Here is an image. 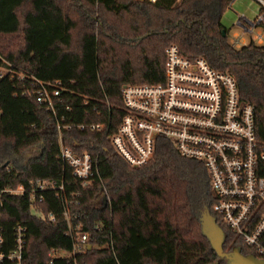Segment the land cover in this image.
Segmentation results:
<instances>
[{"label":"trees","instance_id":"trees-1","mask_svg":"<svg viewBox=\"0 0 264 264\" xmlns=\"http://www.w3.org/2000/svg\"><path fill=\"white\" fill-rule=\"evenodd\" d=\"M232 1L0 0V57L26 76L0 79L1 249L13 247L19 223L26 227L23 264H72L71 257L49 254L72 246L66 207L72 223L87 232L88 246L76 254L81 264H227L208 224L220 229L222 250L239 246L252 254L213 209L216 196L204 164L164 137L147 162L133 166L104 131L61 128L62 142L73 151L98 150L101 179L81 185L58 156L56 118L37 102L33 83L60 81L61 102H54L62 124L105 123L111 132L122 115L120 88L162 82L165 48L175 44L184 56L202 57L234 76L264 140V45L229 42L221 18ZM40 178L62 184V196L48 188L32 202L29 184ZM18 184L22 194L2 191ZM103 186L110 205L102 201ZM51 211L53 221L46 217ZM98 220L104 226L94 230Z\"/></svg>","mask_w":264,"mask_h":264},{"label":"built area","instance_id":"built-area-1","mask_svg":"<svg viewBox=\"0 0 264 264\" xmlns=\"http://www.w3.org/2000/svg\"><path fill=\"white\" fill-rule=\"evenodd\" d=\"M155 1V0H150ZM260 10L244 29L253 34L256 44L264 45V0H255ZM253 41V40H252ZM229 42L239 47L240 38ZM0 79L7 76L10 81L26 76L15 72L13 66L0 57ZM163 81L151 84H125L120 88L121 118L113 131L109 124L80 123L62 124L55 114V102H61L62 86L33 78L37 85L34 92L39 103H45L56 118L59 139L58 156L71 167V172L85 186L100 178L98 150L75 152L62 142L60 129L76 126L80 129L104 131L113 149L130 165L139 166L154 154L159 137L168 139L183 156L196 159L206 167L209 184L216 200L213 209L230 227L241 245L251 249L252 255L264 260V140L255 131L254 107L241 99L234 76L227 70L216 69L202 57L189 58L180 53L175 44L165 48ZM66 110L70 107L66 105ZM62 121L64 117L60 118ZM58 189L62 196L63 185L48 179L30 182V199L41 201L43 191ZM13 194L25 191L23 184L2 189ZM80 192L77 191L78 195ZM66 204V197L62 198ZM102 201L110 205L109 195L103 186ZM63 215L72 235L70 249L50 248L51 258L71 257L72 264H81L76 254L88 246L87 232L81 231L78 223H72L70 213L64 207ZM77 217L78 214H72ZM55 220L56 214L46 216ZM104 226L100 220L93 224L94 230ZM0 225V264L13 261L22 263L26 227L14 226V244L8 250L1 249L3 243ZM239 245V244H238Z\"/></svg>","mask_w":264,"mask_h":264},{"label":"rangeland","instance_id":"rangeland-1","mask_svg":"<svg viewBox=\"0 0 264 264\" xmlns=\"http://www.w3.org/2000/svg\"><path fill=\"white\" fill-rule=\"evenodd\" d=\"M259 10L260 6L255 0H233L225 9L221 18L222 24L229 29L228 38H240L242 45L248 44L250 40L256 42L253 39V34L259 28L256 27L251 33H248L244 26L248 24L247 21H253ZM204 227L211 238L212 244L218 249L220 256L227 261V264H243L246 259L235 247H226L225 250L220 249L221 231L218 227L211 224ZM249 264H251L250 261Z\"/></svg>","mask_w":264,"mask_h":264},{"label":"water","instance_id":"water-1","mask_svg":"<svg viewBox=\"0 0 264 264\" xmlns=\"http://www.w3.org/2000/svg\"><path fill=\"white\" fill-rule=\"evenodd\" d=\"M235 248L240 252L239 246H235ZM243 256L246 257V261L249 260L251 262V264H264V260L263 259L256 258L252 254H247V255H243Z\"/></svg>","mask_w":264,"mask_h":264},{"label":"flooded vegetation","instance_id":"flooded-vegetation-1","mask_svg":"<svg viewBox=\"0 0 264 264\" xmlns=\"http://www.w3.org/2000/svg\"><path fill=\"white\" fill-rule=\"evenodd\" d=\"M243 255H244V254H243ZM245 259H246V257H245ZM243 264H249V261L244 260V261H243Z\"/></svg>","mask_w":264,"mask_h":264},{"label":"crops","instance_id":"crops-1","mask_svg":"<svg viewBox=\"0 0 264 264\" xmlns=\"http://www.w3.org/2000/svg\"><path fill=\"white\" fill-rule=\"evenodd\" d=\"M241 24V23H240ZM229 39V38H228Z\"/></svg>","mask_w":264,"mask_h":264}]
</instances>
